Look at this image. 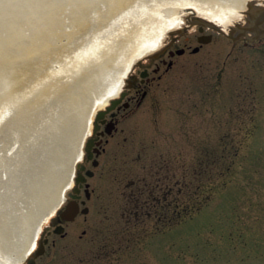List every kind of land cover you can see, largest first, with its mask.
<instances>
[{
    "label": "rangeland",
    "instance_id": "obj_1",
    "mask_svg": "<svg viewBox=\"0 0 264 264\" xmlns=\"http://www.w3.org/2000/svg\"><path fill=\"white\" fill-rule=\"evenodd\" d=\"M186 20L164 47L196 46ZM205 33L150 85L91 182L70 238L85 229L91 264H264V39Z\"/></svg>",
    "mask_w": 264,
    "mask_h": 264
},
{
    "label": "water",
    "instance_id": "obj_2",
    "mask_svg": "<svg viewBox=\"0 0 264 264\" xmlns=\"http://www.w3.org/2000/svg\"><path fill=\"white\" fill-rule=\"evenodd\" d=\"M250 2L264 5L0 0V264H20L61 205L95 110L132 63L168 44V31L189 26L187 15L225 31ZM249 8L246 25L231 31L234 42L264 37V6Z\"/></svg>",
    "mask_w": 264,
    "mask_h": 264
},
{
    "label": "flooded vegetation",
    "instance_id": "obj_3",
    "mask_svg": "<svg viewBox=\"0 0 264 264\" xmlns=\"http://www.w3.org/2000/svg\"><path fill=\"white\" fill-rule=\"evenodd\" d=\"M246 19L245 17L244 20ZM195 22L196 46L189 50V38L186 37L184 48L173 49L167 45L159 51H154L146 59V64L139 61L134 65L136 69L129 71L124 87L120 85L103 106L97 107L92 117L90 133L84 141L82 160L75 170V177L66 193L65 201L42 228L36 242L20 264H91V242L85 239V229L80 231L78 241H70L71 232L73 228L88 223L94 203V187L91 182L103 162H106L108 148L121 130V124L142 105L150 85L174 67L175 58L181 57L186 51L196 54L212 42V36L205 31L214 32L232 41L231 27L228 32L219 33L209 25L198 23L196 20ZM212 24L220 30L215 23ZM190 36H193V33ZM259 41L261 40L248 42L242 39L232 43L236 45L242 42L243 46H250ZM8 264L15 262L8 261Z\"/></svg>",
    "mask_w": 264,
    "mask_h": 264
}]
</instances>
